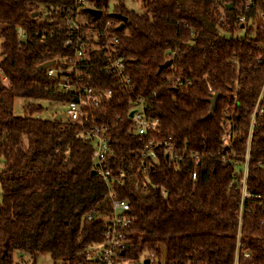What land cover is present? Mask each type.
I'll return each mask as SVG.
<instances>
[{
    "label": "trees",
    "instance_id": "1",
    "mask_svg": "<svg viewBox=\"0 0 264 264\" xmlns=\"http://www.w3.org/2000/svg\"><path fill=\"white\" fill-rule=\"evenodd\" d=\"M88 1L102 11L100 20L84 13L93 23L115 22V48L134 86L121 93L102 52L79 65L98 91L114 92L110 101L85 110V129L96 125L107 132L112 154L104 165L127 176L119 189L133 217L127 256L235 264L241 234L239 264H264V0H142L141 13L117 0L112 14L127 18L123 31L108 11L111 0ZM75 6L73 0H0V264H22L17 254L88 264L84 251L105 232L85 215L112 212L93 144L78 136L80 125L34 116L44 113V103L77 101L46 70L38 71L43 63L74 57L78 34L69 29L66 11ZM168 61L172 66L162 69ZM213 94L220 99L209 118ZM17 99L36 102L27 106L28 116L15 115ZM143 99L147 114L160 120L154 136L132 130L130 111ZM258 106L263 113L251 139L242 203L244 156ZM229 132L235 139L228 146ZM161 139L173 142L177 157L161 150L145 178L141 154Z\"/></svg>",
    "mask_w": 264,
    "mask_h": 264
},
{
    "label": "built area",
    "instance_id": "2",
    "mask_svg": "<svg viewBox=\"0 0 264 264\" xmlns=\"http://www.w3.org/2000/svg\"><path fill=\"white\" fill-rule=\"evenodd\" d=\"M76 3L74 9L66 11L67 25L71 31L78 34L75 40V55L74 57H66L63 59L55 60L53 66L49 67L46 71L50 78L54 79L56 84L59 85L66 92H73L77 98V101L68 104H62L65 110L62 112L66 120L71 124L80 125L81 130L78 132V136L88 139L93 144L94 154L93 162L96 166V172L103 182L107 185L109 202L112 205V212L109 216H98L95 213L85 215V222H92L99 220L104 225L103 241L89 245L84 253L88 256L90 262L88 264H163L159 261L158 257L154 253L142 254L137 258L127 256L126 252L129 249L128 243H130L132 235L128 229L133 223V217L130 210L131 205L126 200L121 198L119 189L124 188L127 185V176L121 172L115 174L113 169L106 168L104 165L107 157L112 154L110 146V136L104 129L94 125L89 129H85V124L89 122L88 116L85 110L89 107L98 106L103 102L110 101L113 96V90L107 92H100L94 86L91 85V77L84 76L79 72V65L82 63H90L92 60V52H102V62L106 66V70L118 78L119 87L121 93L126 95L132 91L134 86L131 79L125 75L126 66L124 59L121 57L120 52L115 48L119 42L115 33L111 32L113 27H117L115 22L108 21V23L102 27L90 20L84 13H88L87 9H97L88 0H73ZM251 5H254L251 3ZM88 15H90L88 13ZM92 16V15H90ZM93 17V16H92ZM95 19V18H94ZM96 20V19H95ZM100 20V19H98ZM244 19H241L243 21ZM19 36L25 38L26 36L21 31ZM69 45L74 44L73 40L68 41ZM0 75H2L0 70ZM4 82L6 79H2ZM264 96L260 97L263 100ZM147 104L145 100H139L137 106L130 111L133 112L132 130L139 136L155 135L158 132L160 126V120L147 114ZM251 122V131L248 139V148L244 156V172L242 175V203L245 200L247 194L248 183V170L250 164L251 153V139L254 132V127L257 122V118L263 110H260L259 106L255 110ZM60 115L55 114V117ZM234 133H227V137L224 140L225 145L233 144L235 139ZM163 150L170 156V158L177 157V147L170 140L161 139L157 141H151L150 144L145 147V150L141 154L142 166L144 168L143 175L146 178L150 168L154 169V164L157 161L158 152ZM194 160H198V155H194ZM228 159L224 158V161ZM192 178L195 180L196 173ZM143 189L148 187L147 181L143 183ZM239 214V226L242 224V211ZM237 255L235 258V264H239V252L241 250V234L237 236ZM249 254H245L247 258ZM148 262V263H146Z\"/></svg>",
    "mask_w": 264,
    "mask_h": 264
},
{
    "label": "rangeland",
    "instance_id": "3",
    "mask_svg": "<svg viewBox=\"0 0 264 264\" xmlns=\"http://www.w3.org/2000/svg\"><path fill=\"white\" fill-rule=\"evenodd\" d=\"M126 6L129 9H132L134 11H136L137 13H141L143 11V2L142 0L140 1H136V0H125ZM118 4L117 0H111L110 4H109V13H113L115 10L116 5ZM3 25H0V31L3 29ZM2 43H3V39L0 37V63L4 60L5 56L2 50ZM1 77H3V75H0ZM6 85V84H4ZM15 115L16 116H28V111H27V106L29 104H33L36 103L35 101H30V100H23V99H17L15 101ZM65 110L64 105L62 104H54L49 108H46L44 113L42 114H35L34 116H36L37 118H41L43 120L45 119H53L55 116V114L59 113L61 114L63 111ZM66 119V118H65ZM1 185H0V198H1ZM16 261H22V264H62V262L60 261H55L53 260V258L51 257L50 254H45V255H40V256H30L28 254H25L23 257L20 256V254H17L15 257ZM163 263V261L161 262ZM164 264V263H163Z\"/></svg>",
    "mask_w": 264,
    "mask_h": 264
},
{
    "label": "water",
    "instance_id": "4",
    "mask_svg": "<svg viewBox=\"0 0 264 264\" xmlns=\"http://www.w3.org/2000/svg\"><path fill=\"white\" fill-rule=\"evenodd\" d=\"M229 8L232 9V6H230ZM87 12L90 15H92L96 20L102 18V11L101 10L91 8V9H87ZM112 16H115L117 19H119V21L121 23H120V26L118 27V30L119 31H123L124 28H125V24H126L127 18L125 16L123 17V16H120V15H114V14H112ZM54 63H55V61H50V62L43 63V65L38 67V71L39 72H43V71L47 70L49 67L53 66ZM171 66H172L171 61H168V62L165 63V65L162 67V69H166V68L171 67ZM219 99H220V96L218 94H213L212 97L209 99V102L211 104L210 112H209L210 113L209 118L213 117L215 115V113H216L215 110L217 108V104H218ZM52 105H54V103H52V102L44 103L43 108H49ZM130 115H131V117H133L134 116L133 112L130 113ZM61 119H65V116L62 113L60 115H57L55 120L56 121H61ZM146 263H148V262H146Z\"/></svg>",
    "mask_w": 264,
    "mask_h": 264
}]
</instances>
